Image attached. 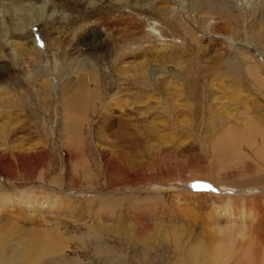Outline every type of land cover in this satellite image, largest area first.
Listing matches in <instances>:
<instances>
[{"label": "rangeland", "instance_id": "rangeland-1", "mask_svg": "<svg viewBox=\"0 0 264 264\" xmlns=\"http://www.w3.org/2000/svg\"><path fill=\"white\" fill-rule=\"evenodd\" d=\"M262 36L264 0H0V264H264Z\"/></svg>", "mask_w": 264, "mask_h": 264}, {"label": "bare ground", "instance_id": "bare-ground-1", "mask_svg": "<svg viewBox=\"0 0 264 264\" xmlns=\"http://www.w3.org/2000/svg\"><path fill=\"white\" fill-rule=\"evenodd\" d=\"M150 21V20H149ZM164 25H162V23H160V22H158V21H156V20H154V21H150L149 23H148V31H149V34L150 35H152L153 37L155 36L156 38H158V39H160V40H165V38H166V34H165V32H164V27H163ZM235 28V27H234ZM233 28V29H234ZM172 30H174V29H172ZM239 31V30H238ZM229 39H230V37H229ZM262 41H263V43H264V36H262ZM167 45V44H166ZM165 45V46H166ZM115 49V48H114ZM245 57V56H244ZM236 60V59H235ZM227 61L228 63L227 64H229L230 65V67L228 68L231 72H234L235 74H238L239 76L241 75V69H244L243 68V65L244 66H246L245 67V71H246V73L247 74H251V76H253L260 84H261V78H262V75L260 76V74H261V70L259 69V67H258V65H256L255 63H253L252 65H249V67H247V65L249 64V62H248V64H246V63H241L239 60H237V61ZM259 60V59H258ZM249 61V60H248ZM253 61V60H252ZM261 61V60H260ZM259 63V62H258ZM262 64V63H261ZM151 72H153L154 73V70H151ZM262 72H264V70H262ZM243 73H245V72H243ZM150 74V73H149ZM264 75V74H263ZM151 76V75H150ZM155 76V75H154ZM91 77H93V76H91ZM261 77V78H260ZM150 79L151 80H155V78L154 77H150ZM155 82V81H154ZM264 82V81H263ZM263 82H262V84H261V86L262 85H264L263 84ZM153 84V83H152ZM157 84V83H156ZM155 84V85H156ZM83 85V84H82ZM109 87V86H108ZM104 88H105V86H104ZM71 89V88H70ZM126 91V90H125ZM94 93H95V90L93 91ZM99 93V91H97L96 90V94H98ZM106 92V91H105ZM108 93V92H107ZM104 97V96H103ZM98 98H101V97H99L98 96ZM89 99V97H88V95H87V92H86V89H84V88H82V86L80 87V88H76L75 89V94H74V96H73V99L71 100V103H73V104H75L76 106H80V105H82L83 103H85L87 100ZM96 99V98H95ZM118 101H119V99H118ZM118 103V102H117ZM125 103H127V101L125 102ZM101 104V103H100ZM114 104V103H113ZM109 105H111V104H109ZM107 106V110H110L111 108H110V106ZM76 106H74V105H72V107H71V109H70V112H68V114L70 115V117H69V120H71V121H73L72 123H74V124H72V128H71V130H72V133H75V131L73 130V128H75V126H77L78 124V122L79 121H81V120H83V118L82 117H79L78 115H77V113H76V111H77V108H76ZM116 107H119V108H122L123 107V104L122 103H120V104H116ZM72 117H73V119H72ZM70 122V121H69ZM249 125H252V124H249ZM256 127V126H255ZM231 128V127H230ZM243 130V129H242ZM250 130H251V128H250ZM249 132H252V130L251 131H249ZM233 133H235V134H237L238 136L240 135V131H238V130H232V128H231V130L229 131V134L231 135V134H233ZM258 133L259 134H261L262 136H263V132L262 131H260V130H258ZM76 134V133H75ZM227 135V134H226ZM236 136V135H235ZM233 137V136H232ZM224 138V137H223ZM222 138V139H223ZM229 138H231V137H229ZM239 138H240V136H239ZM221 139V140H222ZM240 140V139H239ZM233 141V140H232ZM231 142V141H230ZM222 143H223V141H222ZM232 143V142H231ZM231 143H230V147H228L229 149H234V148H232V146H231ZM237 145V144H236ZM242 145V144H241ZM235 146V145H234ZM227 148V149H228ZM103 151V150H102ZM101 151V152H102ZM12 153H14V155L16 156V158L17 159H19V161H23V159H24V157L26 156V157H29V156H33V154H27V153H21L20 151H12ZM68 154V153H67ZM103 156L106 158V156H107V154H108V152L107 151H103ZM110 154V153H109ZM66 155V154H65ZM115 155V154H114ZM4 157L6 156L7 158H9V155L8 154H5V155H3ZM36 158H38V159H42L43 157H44V153H42V152H40V153H37L36 155H34ZM113 156V155H112ZM114 158V157H113ZM68 158H66V160H67ZM123 160V159H122ZM107 164V163H106ZM107 166H108V164H107ZM24 170V169H23ZM115 170V169H114ZM0 172H2V173H4V174H10V173H13V170L12 169H8L3 163H2V156H0ZM73 180V179H72ZM115 181V180H114ZM108 182V181H107ZM106 182V183H107ZM148 182V181H147ZM118 183H120L119 181H118ZM117 183V184H118ZM147 184V183H146ZM155 185V184H154ZM126 186H128L127 184H126ZM141 186V185H140ZM158 186V185H157ZM114 190V189H113ZM6 197H8L7 195L6 196H4V197H1L2 199H4L5 198V201H6ZM9 200V199H8ZM7 200V201H8ZM6 201V202H7ZM136 207V206H135ZM135 209V211H137L138 209L137 208H134ZM137 209V210H136ZM140 209V208H139ZM143 211V210H142ZM145 212V211H144ZM138 213V212H137ZM143 213V212H142ZM141 213V214H142ZM149 214V213H148ZM135 215V214H134ZM133 216V215H132ZM136 216V215H135ZM140 216V215H139ZM150 216V215H149ZM152 217V216H151ZM139 219V218H138ZM142 219H143V217H142ZM137 220V219H136ZM141 223V222H140ZM143 224H144V222H143ZM148 224V223H147ZM149 224H151V223H149ZM134 225V224H133ZM137 227H138V225H137ZM142 227V226H141ZM140 227V228H141ZM146 229V228H145ZM138 230H139V228H138ZM141 230V229H140ZM143 230V229H142ZM41 239V238H40ZM35 241H36V239H34ZM47 240V239H46ZM42 241V240H41ZM41 241H40V244H41ZM6 242V241H5ZM44 242H45V240H43V242H42V244H44ZM51 242V241H50ZM50 242H49V246H50ZM54 242V241H53ZM1 243V242H0ZM39 243L38 244H35L36 245V247H37V249H40V248H38L39 246H37V245H40ZM41 244V245H42ZM45 244L46 245H48L47 244V242H45ZM52 244V243H51ZM43 246H45V245H43ZM52 246V245H51ZM56 246V245H55ZM5 247V246H4ZM35 247V248H36ZM44 248V247H43ZM61 248V247H60ZM27 249V248H26ZM58 249V248H57ZM49 250H51L52 251V248L50 247V249ZM53 250H54V248H53ZM55 251V250H54ZM54 251H52L53 253H54ZM39 252H41V250L39 251ZM56 252V251H55ZM23 253H25V252H23ZM45 253V252H44ZM48 253V252H47ZM16 254V253H15ZM17 255V254H16ZM36 255V254H35ZM16 258V257H15Z\"/></svg>", "mask_w": 264, "mask_h": 264}]
</instances>
